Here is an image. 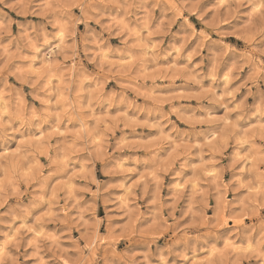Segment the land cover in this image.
Listing matches in <instances>:
<instances>
[{
	"label": "clouds",
	"instance_id": "1",
	"mask_svg": "<svg viewBox=\"0 0 264 264\" xmlns=\"http://www.w3.org/2000/svg\"><path fill=\"white\" fill-rule=\"evenodd\" d=\"M0 264H264V0H0Z\"/></svg>",
	"mask_w": 264,
	"mask_h": 264
}]
</instances>
